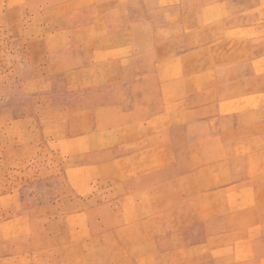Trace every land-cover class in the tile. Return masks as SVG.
Here are the masks:
<instances>
[{"label":"rangeland","instance_id":"374dc122","mask_svg":"<svg viewBox=\"0 0 264 264\" xmlns=\"http://www.w3.org/2000/svg\"><path fill=\"white\" fill-rule=\"evenodd\" d=\"M0 264H264V0H0Z\"/></svg>","mask_w":264,"mask_h":264}]
</instances>
